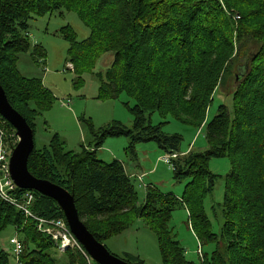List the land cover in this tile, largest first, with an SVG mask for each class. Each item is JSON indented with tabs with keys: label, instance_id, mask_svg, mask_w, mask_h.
I'll return each mask as SVG.
<instances>
[{
	"label": "trees",
	"instance_id": "16d2710c",
	"mask_svg": "<svg viewBox=\"0 0 264 264\" xmlns=\"http://www.w3.org/2000/svg\"><path fill=\"white\" fill-rule=\"evenodd\" d=\"M221 5L226 9L241 7L234 0H0V85L34 135L37 111L48 109L54 97L40 79L22 77L16 61L19 55L30 52L36 64L37 59H46L40 45L31 47L28 22L61 9L75 13L89 30L88 39L81 43L70 27L59 31L69 44L67 55L75 74L92 73L96 61L111 53L110 68L103 76L96 75L100 98L117 99L124 94L134 102L132 108L127 107L133 120L131 129L119 122L95 129L91 122H85L93 138L90 146L65 152L55 134L47 147H34L27 162L35 178L73 196L80 220L99 243L119 236L131 220L140 219L158 241L162 264H196L185 260L184 251L165 227L170 214L181 207L187 210L198 242L215 245L209 257L203 254L202 264H264V21L256 31H249L250 25L241 28L239 40L245 34L246 40H252L247 44L254 41L258 48L236 67L232 111L220 105L206 121L212 95L233 50V28ZM244 17L249 18V14ZM208 23L211 30L204 27ZM222 26L229 29L222 33ZM241 66L247 70L236 81ZM155 113L163 121L170 118L189 128L203 125L206 149L173 162L174 180L185 183L180 198L148 185L142 205L137 206L138 192L124 163L102 161L97 151L108 138L124 137L129 140L127 154L133 157L138 144L149 142L166 155L182 153V137L165 134L162 127L166 122L153 125L151 116ZM211 159H227L230 165L222 200L224 224L216 236L210 231L203 207L220 178L209 170ZM17 192L19 198L25 190ZM26 192L35 198L31 206L34 216L65 221L52 199ZM95 217L105 220L94 222ZM7 227H13L17 237L24 236L26 244L33 247L26 252L24 241L18 239L22 245L18 264H59L48 250L53 248L50 238L36 230L33 220L0 198V233ZM63 254L66 260L62 264H87L77 250ZM125 258L129 264H146L139 259L130 263L132 257L127 254ZM11 259L14 263L8 251H0V264H10Z\"/></svg>",
	"mask_w": 264,
	"mask_h": 264
},
{
	"label": "rangeland",
	"instance_id": "374dc122",
	"mask_svg": "<svg viewBox=\"0 0 264 264\" xmlns=\"http://www.w3.org/2000/svg\"><path fill=\"white\" fill-rule=\"evenodd\" d=\"M234 2H238L241 7L232 6L230 9H226L221 5L227 23L233 28V50L225 64L222 80L212 95V103L208 108L206 121L214 117L220 105L227 106L232 111V99L236 91L234 81L236 67L243 64L245 58L258 48L254 41L247 44L252 40H246L245 34L240 37V40L239 36L241 28L250 25L248 30L256 31L261 25L260 23H263L264 20H261L259 15L264 16V0H234ZM245 14H249V18H245ZM244 19H248L250 22L247 23ZM64 27H70L73 30L78 43L89 37V30L84 27L77 15L64 9L43 18L31 19L28 22L27 30L31 47L40 45L46 53V59H37L36 64L31 57V52L21 54L16 61V70L26 79H40L42 86L44 85L43 87L54 97L48 109L37 111V115H35V148L39 150L47 147L52 136L57 134L65 152H78L82 146H90L93 141L85 122H91L95 129L102 128L112 122H119L131 129L133 120L127 107L132 108L134 102L124 94H121L117 99L103 100L100 98L101 84L96 75L103 76L110 68L113 62L111 53L102 55L96 61L92 73L84 71V73L76 75L75 69L66 70L67 64H71V62L67 55L69 44L62 39L59 32ZM204 27L208 30L212 28L209 23L204 24ZM225 29L228 30L229 27L222 26V33ZM63 70L65 71L63 72ZM29 107L34 108V105L30 104ZM151 122L153 125L166 122L162 127L165 134L180 135L182 137L180 145L182 153L166 155L158 149L155 143L149 142L138 144L135 147L136 156L133 157L129 153L127 154L129 140L124 137L108 138L97 151V157L100 160L105 162L114 159L121 161L127 166L129 173L135 172L143 175L133 178L139 196L137 206L142 205L143 195L147 192L148 185L153 186L162 194H172L180 198L184 192L185 183H178L174 180L172 168L164 161V158L175 156L173 160L177 161L192 151L203 152L206 149L203 125L197 129L189 128L170 118L163 121L156 113L151 116ZM16 143L17 139L11 128L0 124V147L11 152V148ZM209 170L212 174L220 177L212 192L203 202L204 214L210 231L216 236L219 235L221 226L224 224L222 200L224 181L230 172V165L227 159H211ZM103 220L105 217L93 219L94 222ZM89 221L92 223L91 219ZM165 227L184 251L186 261L202 264L203 254L209 257L215 248V245L203 244L202 241L198 242L195 238L186 209L177 207L170 214ZM28 234L33 235L31 232ZM15 236L17 237L13 227H7L1 232L0 251H8L11 256L9 240ZM17 238L24 241L26 252L33 249L31 245L26 244L24 236ZM103 246L120 260H126L125 255L127 254L133 258L130 263H135V259H139L146 264H162L158 241L154 233L147 229L140 219L131 220L129 227L122 234L104 241ZM198 246L202 247V256L200 257L197 255ZM218 249L223 257L226 256L221 244ZM48 250L59 264L64 263L65 254H60L53 248ZM213 262L215 263V261ZM10 264H14L12 259Z\"/></svg>",
	"mask_w": 264,
	"mask_h": 264
},
{
	"label": "water",
	"instance_id": "95a60500",
	"mask_svg": "<svg viewBox=\"0 0 264 264\" xmlns=\"http://www.w3.org/2000/svg\"><path fill=\"white\" fill-rule=\"evenodd\" d=\"M247 68H238L236 81ZM0 117L15 131L18 141L9 159V174L13 183L25 191H34L52 199L63 213L69 231L96 264H129L120 260L99 243L80 220L73 196L63 188L43 179H37L27 169L28 158L34 150V132L26 120L9 104L0 85Z\"/></svg>",
	"mask_w": 264,
	"mask_h": 264
},
{
	"label": "built area",
	"instance_id": "2783aa9c",
	"mask_svg": "<svg viewBox=\"0 0 264 264\" xmlns=\"http://www.w3.org/2000/svg\"><path fill=\"white\" fill-rule=\"evenodd\" d=\"M66 70L72 71V64H67ZM64 71L65 70H63V72ZM11 152L0 147V198L21 211L25 218L34 220L37 231L50 238L53 244V249L56 252L63 254L67 250H77L85 258L87 264H96L73 237L65 221L61 219H45L34 216L31 212V206L34 203L35 198L29 192L25 191V193L20 194L19 198H17V195L19 194L17 190L20 189L13 183L9 174V159ZM174 157L175 156H166L164 158V161L171 166L172 170H174ZM9 245L14 263L18 264V256L22 250L21 242L15 236L9 240ZM197 255L198 257L202 256L201 246L197 247Z\"/></svg>",
	"mask_w": 264,
	"mask_h": 264
},
{
	"label": "crops",
	"instance_id": "0c3cea01",
	"mask_svg": "<svg viewBox=\"0 0 264 264\" xmlns=\"http://www.w3.org/2000/svg\"><path fill=\"white\" fill-rule=\"evenodd\" d=\"M44 50V49H43ZM40 59H42V60H44L43 58H39V60ZM124 166H125V169H126V172H127V174L128 175H130V177H131V179H133V178H138V177H141V176H143V175H139V174H137V173H129V171H128V169H127V166L124 164ZM142 181V180H141ZM146 187V186H145Z\"/></svg>",
	"mask_w": 264,
	"mask_h": 264
},
{
	"label": "bare ground",
	"instance_id": "6f19581e",
	"mask_svg": "<svg viewBox=\"0 0 264 264\" xmlns=\"http://www.w3.org/2000/svg\"><path fill=\"white\" fill-rule=\"evenodd\" d=\"M241 18V17H240ZM45 62V61H44ZM227 92V91H226ZM0 124L1 125H5L6 126V124H8L4 119H2L1 117H0ZM11 129H12V127H11ZM12 132H13V135H14V137L17 139V137L15 136V131H14V129H12L11 130ZM17 141H18V139H17ZM15 147V146H14ZM13 147V148H14ZM12 148V149H13ZM34 221V220H33ZM35 222V221H34ZM35 228H36V223H35ZM37 230V229H36ZM87 254V253H86ZM88 255V254H87ZM95 263V262H94Z\"/></svg>",
	"mask_w": 264,
	"mask_h": 264
}]
</instances>
